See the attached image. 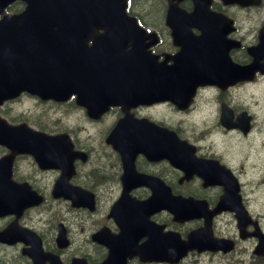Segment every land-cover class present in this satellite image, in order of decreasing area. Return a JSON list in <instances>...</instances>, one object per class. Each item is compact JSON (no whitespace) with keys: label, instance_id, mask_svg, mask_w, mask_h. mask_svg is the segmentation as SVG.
<instances>
[{"label":"flooded vegetation","instance_id":"obj_1","mask_svg":"<svg viewBox=\"0 0 264 264\" xmlns=\"http://www.w3.org/2000/svg\"><path fill=\"white\" fill-rule=\"evenodd\" d=\"M153 3L146 11L143 0H133V15L150 30L145 40L161 59L168 54L172 63L179 43L196 35L208 41L211 55L204 57L206 66L213 58V66L226 67L229 56L251 64L253 72L231 85L203 81L192 97L177 103L167 99L130 107L117 104L97 115L78 105L74 95L63 102L51 100L54 106H67L68 113L79 109L83 123L73 121L76 115L70 113L67 126L31 124L57 136L54 141L33 142L47 148L18 151L0 144V182L6 196L0 213V264L101 262L108 255V243L121 241L117 235L127 219L132 224L131 240L135 236L137 244L149 239L144 228L154 241L170 230L187 238L205 217L177 219L154 199L148 208H135L133 197H166L171 188L176 195L206 200L212 210L226 183L232 186L231 196L241 195L246 213L241 225L231 209L212 217L213 233L233 244L219 254L264 264V205H258L244 180L254 172L247 168L249 158L264 157V0H158V13ZM178 18L176 25L186 29V37L173 36L170 24ZM251 86L261 92L252 98L246 90L239 92ZM125 117L120 132H114ZM171 145L176 154L190 156L189 177L183 159L170 160ZM261 172L262 168L254 180ZM123 194L125 200L114 215L113 206ZM133 219L150 226L133 231ZM245 253L247 260L241 256ZM133 260L140 261L135 257L127 264Z\"/></svg>","mask_w":264,"mask_h":264},{"label":"water","instance_id":"obj_2","mask_svg":"<svg viewBox=\"0 0 264 264\" xmlns=\"http://www.w3.org/2000/svg\"><path fill=\"white\" fill-rule=\"evenodd\" d=\"M10 1L0 0V12ZM26 2L21 13L0 18V102L24 90L43 99H66L72 92H77L78 101L84 104L92 100L104 105L161 98L175 100L183 91L187 93L204 81L202 79H214L216 72L246 77L251 71V66L231 65L226 68L208 66L198 72L201 68L192 66L191 59L186 56L168 66L140 43L133 47L132 42L131 48L127 49L126 37L133 40V31H129L133 26L127 25L126 21L133 23V17L128 16L126 0ZM100 28L104 30L100 31ZM89 38L93 40L92 44L88 43ZM4 127L11 126L0 119V141L3 142L6 141L3 134L20 131L16 128L5 130ZM169 194V198V195H155L133 201V207L148 208L154 199L158 205L166 203L177 217L197 215L196 199ZM194 234L192 232L185 241L171 237L158 256L138 252L135 244L121 253L111 245L108 258L101 264H124L129 255L136 253L145 261L158 259L174 263L191 248L214 247L211 243L197 242Z\"/></svg>","mask_w":264,"mask_h":264},{"label":"rangeland","instance_id":"obj_3","mask_svg":"<svg viewBox=\"0 0 264 264\" xmlns=\"http://www.w3.org/2000/svg\"><path fill=\"white\" fill-rule=\"evenodd\" d=\"M157 1L156 3H153ZM153 3V8L156 13L161 11V7L158 4V0H149L146 2V11L148 10L147 5H151ZM248 91L250 98L260 93V89L257 86L251 87H244L240 88L239 92L243 93L244 91ZM252 94V95H251ZM261 108V103L258 104V109ZM6 113L11 117L17 119L15 120L21 122L25 119L26 121L34 122L35 124H44V125H53L58 124L60 126H67L71 124V116L70 113L76 115L73 121L79 122L80 124L83 123L82 112L79 109H73L70 113H68L67 106H54L51 104L50 101H46L41 103L38 98L30 95H24L16 101L10 102L7 105H3L0 107V113ZM260 158H252L250 157L247 161V168L248 170H252L254 172L249 174L250 178L244 179L247 186L249 187L248 191L252 197L256 200H259L258 205H264V172H261V175L256 178V174L261 171V168L264 170V157L263 155H259ZM263 162L261 166H255V163ZM244 165V164H243ZM258 173V174H259ZM252 178V181H251ZM106 197V196H105ZM107 199V197H106ZM110 199V198H109ZM242 257L247 258L249 257V253H245L241 255ZM132 264H140L138 262ZM184 264H248L247 261H242L236 257L231 258L227 255L222 254H195L190 258L186 259Z\"/></svg>","mask_w":264,"mask_h":264},{"label":"trees","instance_id":"obj_4","mask_svg":"<svg viewBox=\"0 0 264 264\" xmlns=\"http://www.w3.org/2000/svg\"><path fill=\"white\" fill-rule=\"evenodd\" d=\"M147 2V1H146ZM146 2L145 0H143V6L146 7Z\"/></svg>","mask_w":264,"mask_h":264}]
</instances>
